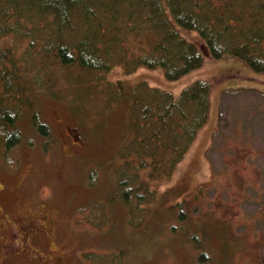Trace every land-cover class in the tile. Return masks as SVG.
<instances>
[{
	"label": "rangeland",
	"instance_id": "obj_1",
	"mask_svg": "<svg viewBox=\"0 0 264 264\" xmlns=\"http://www.w3.org/2000/svg\"><path fill=\"white\" fill-rule=\"evenodd\" d=\"M177 27L188 39L201 40L195 29ZM12 42L0 37V47ZM82 76L78 83L67 68H58L54 84L48 80L53 87L37 92L35 108L51 126L49 137L36 131L25 110L18 120L21 143L6 151L0 141V184L12 188L14 175L24 177L20 193L30 209L44 206L56 218L64 264L264 259V72L228 54L205 56L176 79L162 66H113L110 80L145 81L174 97L198 79L210 86L208 119L188 150L169 175L150 181L151 197L134 198L129 207L115 195L120 152L133 135L128 101L109 103L113 85ZM184 209L186 219L179 216ZM40 244L46 246L45 240Z\"/></svg>",
	"mask_w": 264,
	"mask_h": 264
},
{
	"label": "trees",
	"instance_id": "obj_2",
	"mask_svg": "<svg viewBox=\"0 0 264 264\" xmlns=\"http://www.w3.org/2000/svg\"><path fill=\"white\" fill-rule=\"evenodd\" d=\"M177 25L195 29L202 41L188 39ZM4 36L13 40L0 47L4 149L21 143L18 120L25 110L36 131L50 136L51 126L35 104L38 91L53 87L58 68H67L76 81L82 73L101 79L113 85L109 103L128 101L134 118L131 140L120 152L121 172L115 168L121 176L115 195L128 207L134 198L151 197L150 181L169 175L188 150L208 119L210 86L198 79L174 97L145 81L110 80L113 66L127 71L162 66L176 79L205 56L228 54L264 72V0H0ZM261 206L264 214L262 200ZM186 212L179 216L186 219ZM199 259H206L203 253Z\"/></svg>",
	"mask_w": 264,
	"mask_h": 264
},
{
	"label": "flooded vegetation",
	"instance_id": "obj_3",
	"mask_svg": "<svg viewBox=\"0 0 264 264\" xmlns=\"http://www.w3.org/2000/svg\"><path fill=\"white\" fill-rule=\"evenodd\" d=\"M23 179L14 175L12 188L3 180L0 184V264H64L56 243V218L44 206L30 209L20 193Z\"/></svg>",
	"mask_w": 264,
	"mask_h": 264
}]
</instances>
